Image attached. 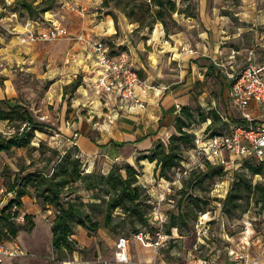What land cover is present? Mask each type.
I'll list each match as a JSON object with an SVG mask.
<instances>
[{
	"label": "rangeland",
	"instance_id": "obj_1",
	"mask_svg": "<svg viewBox=\"0 0 264 264\" xmlns=\"http://www.w3.org/2000/svg\"><path fill=\"white\" fill-rule=\"evenodd\" d=\"M17 1L0 0V9L5 7L6 17L3 22L6 29L0 28V100L10 107L24 108L38 129L27 147L0 152V188L6 191L17 178L29 173H50L57 159L69 149L73 151L74 123L89 125L92 139L99 132L93 123L103 124L100 107L88 98L89 92L85 95L82 84L79 65L88 52L78 41L81 36L103 40L113 53H126L134 61L143 82L164 88L174 96L176 114L184 106L191 109L193 118L187 130L196 134L210 121L199 122L200 112L209 116L214 111L232 119L239 116L235 105L225 97L226 71L240 69L249 59L264 63V0H187L178 4L186 12L167 16L164 25L154 23L146 0H133L137 7L130 18L126 0H113L107 6L102 4L103 0H53L52 9L34 19L19 8ZM27 1L36 5L41 0ZM9 13H15V17ZM27 22H33L34 28L60 23L66 35L22 45L15 34L21 33ZM210 66L215 71L212 75L207 74ZM176 88L180 91L175 93ZM253 117L264 122V108L255 111ZM220 123L217 120L214 127L226 131V126ZM24 124L15 115L1 121L0 139L27 132L29 129ZM102 130L109 132V128ZM174 133L172 126L160 142L166 144ZM74 148L84 174L93 171L104 174L100 167L90 169L87 159L79 155L75 145ZM181 150L184 155L186 149L181 147ZM52 151L58 156H52ZM237 163V168L229 171L196 168L177 182L172 171L165 183L156 179L152 171L153 180L144 185H155L153 197L162 199L160 212L166 217V224L169 216L185 214L184 223L176 220L177 230L156 248L144 247L136 241L129 218L119 211L112 214L106 225L102 197L92 199L91 192L85 191L83 183L77 181L68 190L72 192L70 198L89 204L86 212L97 222L98 229L93 232L75 226L71 236L75 243L73 251H56L51 247L50 233L55 212L42 206L34 198L33 189L28 187L16 223L23 221V215H30L34 226L29 232L19 226L17 236L10 242L19 247L20 256L3 264H189L191 256L208 259L214 254L219 255L218 264H232L224 256L228 250L248 253L264 264L261 251L264 249V212H259L258 191L242 187L237 201L240 207L228 217L220 212V203L234 182L242 180L251 187L264 186V174L254 176L248 169L255 162ZM134 165L140 173L138 182L145 180L136 162ZM167 198L173 203H168ZM244 208L246 211L241 213ZM150 224L154 227L155 223ZM134 228L149 232L146 237L152 239L147 227L136 224ZM121 236L128 239L125 263H118L114 258L115 242Z\"/></svg>",
	"mask_w": 264,
	"mask_h": 264
},
{
	"label": "trees",
	"instance_id": "obj_2",
	"mask_svg": "<svg viewBox=\"0 0 264 264\" xmlns=\"http://www.w3.org/2000/svg\"><path fill=\"white\" fill-rule=\"evenodd\" d=\"M111 1L113 0H103L102 4L107 6ZM146 1L147 10L150 12L154 23L157 21L164 25V19L167 16H171L173 13L184 14L186 12V10H180L178 4L187 0ZM126 2L129 4L130 9L127 17L130 18L134 13L133 9L136 5H133V0H126ZM32 3V1L29 2L27 0H18L16 2L19 8L28 14L30 19H34L50 11L53 6V0H41L36 5ZM134 21L138 22L136 19ZM84 51L88 52V49L84 48ZM111 53L113 54V52ZM213 72L215 71L211 66L207 68V74L212 75ZM77 85L78 82H76L75 86ZM225 88V93H227L228 86L226 85ZM12 115L17 116L21 123H26L29 130L27 132L22 131L7 139H0V152H7L12 148L27 147L33 137V132L38 129V125L24 108L21 106L10 107L6 101L0 100V122L9 120ZM198 117L201 123L205 122L206 119H210L209 124L200 132L201 135L208 134L212 136L228 132L230 131L231 123L237 122L236 119H232L230 116L228 117L229 120H224L221 115H218L214 111L210 112L209 116L200 112L198 113ZM192 118V111L188 106L180 108L179 113L175 114L173 119L175 133L170 135L166 144L159 141L148 153L138 156L136 158V165L139 166V161L144 160L154 163V177L161 181H167L169 179V172H174L175 169L189 162L190 152L193 148L192 141L196 134L187 130L190 127ZM217 120L221 122V125L226 126V131H219L214 127ZM71 147L73 151L69 149L62 157H58L59 159H57L50 173L44 171L29 173L21 178H17L6 191L12 192V196L8 197L0 208V243L9 242L14 239L19 231V226L28 232L33 228L34 224L30 215H23V221L18 224L16 223L18 210L23 205L22 198L28 194L27 188L30 187L34 191V198L42 206L50 207L55 212L50 226L51 247L56 251L66 250L72 252L75 243L71 239V236L75 226L93 232L98 229L97 222L93 221L90 214L86 212V207L89 204L82 201L77 202L70 198L72 192L68 190L77 181L83 183L85 191L91 192L92 199L102 197L106 210L104 215L106 225L111 221L112 214L119 211V213L129 218L130 224L133 227V235L142 232L141 229L134 228L136 224L147 227L153 235L155 229L150 224L152 206L147 201H155L156 198L150 194L149 186L140 183V181L138 182L140 173L137 168L125 163L123 165H113L107 174H99L94 171L84 174L81 169L80 160L76 155L77 149L74 146ZM181 147L186 149L184 155H181ZM52 152V156H58L55 151ZM72 152L76 153L73 155ZM250 161L255 162L254 166H248L252 175L264 174V160ZM205 167H215L219 171L222 170L221 166L210 162H207ZM244 186L248 191L254 189L258 191L257 201L261 203L259 212H264V186L256 184L254 187H251L246 181L243 182L241 180L233 183L220 203V212L226 217L230 216V214L240 207L237 201L241 197V188ZM147 209L149 211L148 215ZM245 211L246 208L242 209L241 213ZM184 219L185 214L171 215L168 218V224H166V217H164V225L166 224L164 234L167 237L171 236L173 231L177 230L176 220L184 223ZM148 233L144 232V234ZM261 251L264 253V249ZM224 256L227 261H230L228 252Z\"/></svg>",
	"mask_w": 264,
	"mask_h": 264
},
{
	"label": "built area",
	"instance_id": "obj_3",
	"mask_svg": "<svg viewBox=\"0 0 264 264\" xmlns=\"http://www.w3.org/2000/svg\"><path fill=\"white\" fill-rule=\"evenodd\" d=\"M6 5H9L8 3ZM5 7L0 9V28L5 21ZM14 18L15 13H9ZM48 27L34 28L33 22H27L21 33L15 34L22 45L36 42L56 40L66 35V30L60 23L51 22ZM13 29V27H11ZM80 44L88 49L97 68V74L91 82L92 89L101 95L117 94L122 102L130 107L145 110L147 103L145 98L149 94L163 95L164 88L149 85L141 80L132 66V62L126 53H111L108 46L101 39L79 37ZM225 78L228 85V98L238 110L237 122L231 123L230 131L209 136L208 134H195L190 152L189 162L174 170V181H179L191 170L203 168L208 162L222 167L223 171L236 169L237 162L248 160H264V122L257 121L249 113L253 103L257 108L264 107V63H255L250 60L236 71H226ZM224 120H227L224 118ZM27 126V124H24ZM28 128V127H27ZM75 140L76 135L74 134ZM75 144H73L74 146ZM164 183L167 181L162 180ZM155 186H149L152 196ZM165 195L169 194L168 185L164 188ZM12 196V192L0 188V208L4 201ZM2 198V199H1ZM168 203H173L170 198ZM161 200H148L152 206L150 223L154 224L155 232L152 239L146 237L144 232L133 235L134 239L144 247H159L166 241L164 234V216L160 212ZM128 239L118 237L114 247V258L118 263L127 262ZM232 264H259L258 257L248 253H238L228 250ZM19 247L12 242L0 243V264L6 260L20 256ZM211 256L205 259L189 258V264H218L217 257Z\"/></svg>",
	"mask_w": 264,
	"mask_h": 264
},
{
	"label": "crops",
	"instance_id": "obj_4",
	"mask_svg": "<svg viewBox=\"0 0 264 264\" xmlns=\"http://www.w3.org/2000/svg\"><path fill=\"white\" fill-rule=\"evenodd\" d=\"M110 29L111 27H109ZM132 66L138 73L134 61H132ZM79 68L82 73V84L86 88L85 95L88 96L89 92L88 98L94 100L100 107L99 117L103 120V124L93 123L96 127L94 129L99 132L92 139L89 125L85 122L74 123L76 127L73 133L76 138L75 141L72 140L71 145L75 144L79 150V155L87 159L90 169L100 167L104 174L108 173L113 164L127 163L136 168L134 165L136 158L148 153L157 142L162 140L161 138L167 133V130L173 126V119L176 114L174 96L169 93L163 96L149 94L145 98L146 109L140 110L122 102L115 93L105 96L92 89L91 82L98 71L89 52L80 60ZM179 91L180 88L174 90L175 93ZM225 97L230 102L228 92ZM181 103H184L183 99ZM248 111L253 116L255 111H259V108L252 103ZM224 118L229 120L227 116ZM235 119L237 120V118ZM98 124L99 128H97ZM102 128H109V132H104L105 130ZM138 165L144 173L143 178L145 179H141L140 183L144 184L149 179L153 180L154 165L146 160L139 161ZM155 193L156 187L153 195Z\"/></svg>",
	"mask_w": 264,
	"mask_h": 264
},
{
	"label": "bare ground",
	"instance_id": "obj_5",
	"mask_svg": "<svg viewBox=\"0 0 264 264\" xmlns=\"http://www.w3.org/2000/svg\"><path fill=\"white\" fill-rule=\"evenodd\" d=\"M111 30V29H110Z\"/></svg>",
	"mask_w": 264,
	"mask_h": 264
}]
</instances>
